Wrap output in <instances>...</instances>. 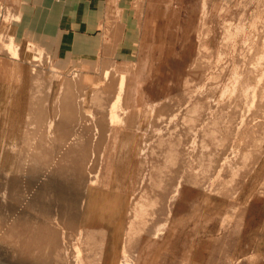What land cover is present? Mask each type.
<instances>
[{"label": "rangeland", "instance_id": "obj_1", "mask_svg": "<svg viewBox=\"0 0 264 264\" xmlns=\"http://www.w3.org/2000/svg\"><path fill=\"white\" fill-rule=\"evenodd\" d=\"M16 2L0 264H264V0H136L126 57L69 63L15 33Z\"/></svg>", "mask_w": 264, "mask_h": 264}, {"label": "crops", "instance_id": "obj_2", "mask_svg": "<svg viewBox=\"0 0 264 264\" xmlns=\"http://www.w3.org/2000/svg\"><path fill=\"white\" fill-rule=\"evenodd\" d=\"M16 1L15 33L45 46L61 63H69L77 56L92 61L96 54L108 50L111 56L122 58L132 49L135 20L127 9L136 0ZM116 10H120L119 28L117 32L110 29L107 37L106 28L104 32L100 26L113 25Z\"/></svg>", "mask_w": 264, "mask_h": 264}, {"label": "bare ground", "instance_id": "obj_3", "mask_svg": "<svg viewBox=\"0 0 264 264\" xmlns=\"http://www.w3.org/2000/svg\"><path fill=\"white\" fill-rule=\"evenodd\" d=\"M10 46H11V45H10ZM14 48H15V47H14ZM15 50H16V49H15ZM16 51H17V50H16ZM9 52H10V51H9ZM105 77H106V76H105ZM120 78H121L120 80H122V79H123V76H121ZM120 80H119V81H120ZM119 81H118V82H119ZM122 81H124V80H122ZM122 81L119 83L120 85H118V83H117V87H118V88H117V87H116V88L118 89V93H117V96L114 95V97H115V101H114L115 104L113 103L114 105H118V104H116V102H117L116 98L119 100V98H120V97H119V94H120L119 92H122V91H121V87H123V89H124V87H125V86H122ZM139 81H140V80H139ZM123 84H124V83H123ZM124 85H125V84H124ZM135 87H137V86H135ZM125 89H126V87H125ZM130 89H131V90H130ZM130 89H129L130 93L127 92L128 89H126V95H127V93H129V97H130L129 99L134 98L135 96H137V90H136L135 88H130ZM115 91H117V90H115ZM123 92H124V91H123ZM131 96H133V97H131ZM121 97H122V94H121ZM135 99H136V98H135ZM133 100H134V99H133ZM119 101H120V100H119ZM130 102H131V101H130ZM113 104H112V105H113ZM113 107H114V106H113ZM113 107H112V108H113ZM66 108H68V107H66ZM114 108H115V107H114ZM116 108H118V106H117ZM116 108H115V111L117 110ZM68 109H69V108H68ZM131 110H132V109H131ZM66 111H68V110H65V112H66ZM115 111L110 110V112L113 114L114 117H115V113L117 114V111H116V112H115ZM118 111H119V110H118ZM110 112H109V113H110ZM113 112H114V113H113ZM111 113H110V114H111ZM67 114H69V113H67ZM112 114H111V115H112ZM111 115H110V117H111ZM130 115H131V114H130ZM117 116L119 117L118 114H117ZM117 116H116V117H117ZM114 117H111L112 120H113ZM108 118H109V117H108ZM114 119H116V118H114ZM118 120H119V119H118ZM134 120H135V119H134ZM122 121H123V120H122ZM113 122H114V121H113ZM119 122H120V121H119ZM133 123H134V122H133ZM48 129H49V128H48ZM128 129H129V128H128ZM61 172H62V171H61ZM63 176H64V175H63ZM2 179H3V178H2ZM5 182H6V181H5ZM67 184H68V183H67ZM65 186H66V185H65ZM78 188H79V187H78ZM47 189H48V188H47ZM60 190H61V189H59V191H60ZM61 191H62V190H61ZM57 192H58V191H57ZM62 192H63V191H62ZM66 192H67V191H66ZM57 194H58V193H57ZM60 196H61V195H60ZM69 199H70V198H69ZM74 200H75V199H74ZM72 201H73V200H72ZM66 205H68V204L66 203ZM69 205H70V204H69ZM44 206H45V205H44ZM63 207H64V206H63ZM66 208H68V207H66ZM47 210H48V209H47ZM69 210H71V208H70ZM43 212H45V211H43ZM66 214H67V212H66ZM66 218H67V217H66ZM68 218H69V217H68ZM68 218H67V219H68ZM71 218H72V217H71ZM131 226H132V225H131ZM53 228H54V227H53ZM131 228H132V227H131ZM126 230H127V229H126ZM133 230H134V229H133ZM128 231H129V230H128ZM129 232L131 233V231H129ZM133 232H134V231H133ZM128 234H129V233H128ZM130 235H131V234H130ZM133 235H134V234H133ZM133 235H132V236H133ZM129 237H130V236H129ZM131 238H132V237H131ZM126 243H127V242H126ZM121 252H122V251H121ZM99 257H100V256H99Z\"/></svg>", "mask_w": 264, "mask_h": 264}]
</instances>
